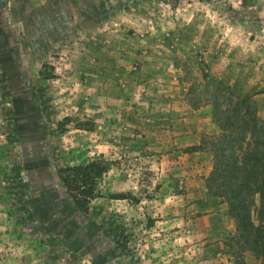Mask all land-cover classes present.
<instances>
[{
	"label": "rangeland",
	"instance_id": "rangeland-1",
	"mask_svg": "<svg viewBox=\"0 0 264 264\" xmlns=\"http://www.w3.org/2000/svg\"><path fill=\"white\" fill-rule=\"evenodd\" d=\"M237 96L264 123V0H0V264H230L189 148ZM91 157L80 211L59 169Z\"/></svg>",
	"mask_w": 264,
	"mask_h": 264
},
{
	"label": "trees",
	"instance_id": "trees-1",
	"mask_svg": "<svg viewBox=\"0 0 264 264\" xmlns=\"http://www.w3.org/2000/svg\"><path fill=\"white\" fill-rule=\"evenodd\" d=\"M224 117L215 120L220 133L191 146L212 160L206 177L210 193L220 199L223 214L232 220L234 231L224 239L230 264H264V123L248 98L231 101ZM233 111V115L229 111ZM110 163L91 157L59 169L60 179L74 204L87 211L93 199L101 197L98 179ZM125 192L109 198L126 199Z\"/></svg>",
	"mask_w": 264,
	"mask_h": 264
},
{
	"label": "crops",
	"instance_id": "crops-1",
	"mask_svg": "<svg viewBox=\"0 0 264 264\" xmlns=\"http://www.w3.org/2000/svg\"><path fill=\"white\" fill-rule=\"evenodd\" d=\"M139 117H141V116L139 114H136V115L133 116V119L132 120H137V119H139ZM138 146L139 145H137V143L134 142L132 144L127 145V147L125 149L131 150V151H133L136 154H140L141 152L139 151V147ZM111 153L112 152H110V154ZM135 161H137V158H135ZM40 179H42V178H40Z\"/></svg>",
	"mask_w": 264,
	"mask_h": 264
}]
</instances>
